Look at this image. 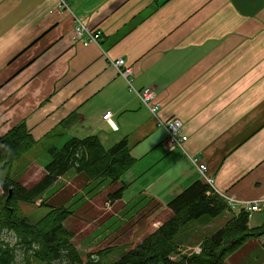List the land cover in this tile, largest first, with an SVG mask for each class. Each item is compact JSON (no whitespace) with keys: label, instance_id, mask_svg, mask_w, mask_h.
<instances>
[{"label":"crops","instance_id":"1","mask_svg":"<svg viewBox=\"0 0 264 264\" xmlns=\"http://www.w3.org/2000/svg\"><path fill=\"white\" fill-rule=\"evenodd\" d=\"M62 1L67 7L0 0V137L24 123L48 159L69 139L97 136L106 150L126 141L134 165L115 183L125 187L122 199L107 201L109 210L89 199L97 218L86 228L120 216L121 231L134 220L121 244L133 249L171 218V199L204 184L186 155L207 167L220 193L264 202V0ZM76 19L101 32L98 45L74 40ZM118 59L133 69L136 91L155 92L156 116L117 74ZM172 119L183 125L186 154L163 147L158 122ZM45 161L27 163L32 178ZM71 173L55 187L82 178L81 194L107 182Z\"/></svg>","mask_w":264,"mask_h":264},{"label":"trees","instance_id":"2","mask_svg":"<svg viewBox=\"0 0 264 264\" xmlns=\"http://www.w3.org/2000/svg\"><path fill=\"white\" fill-rule=\"evenodd\" d=\"M35 144L24 123L0 137V173H5L0 194V264H16L18 247L25 254L23 264H32L31 260L37 264H83L72 243L75 234L64 228L74 210L47 206L48 198L43 194L70 172L83 177L86 182L107 180L116 183L133 167L134 159L125 140L106 150L97 136L69 139L61 148L48 151L45 175L27 189L12 181L11 168ZM60 189L61 186L53 194ZM124 191L125 187H119L109 193L108 202L121 200ZM38 200H42L41 206L50 208V211L32 223L21 204L34 205ZM167 208L172 212L171 218L113 264H227V259L247 243L264 238V222L250 228L247 213L233 214L220 196L199 181L171 199ZM226 213L232 215L231 220L217 233L202 240L199 254H183L185 236L194 226H208ZM5 231L16 238L15 245L10 246L4 241L1 235ZM105 250L97 253V261L89 255L86 264H100L102 257L109 252Z\"/></svg>","mask_w":264,"mask_h":264},{"label":"rangeland","instance_id":"3","mask_svg":"<svg viewBox=\"0 0 264 264\" xmlns=\"http://www.w3.org/2000/svg\"><path fill=\"white\" fill-rule=\"evenodd\" d=\"M82 24V23H81ZM83 25V24H82ZM189 156V155H188ZM190 157V156H189ZM187 157L189 160L196 159L195 157ZM46 158V159H45ZM32 159H36L37 161L48 160V156L45 157L44 154H41L39 148H32L27 153H25L18 162L14 164L11 168V179L16 184H24V187L27 189L32 188L37 182H39L45 172L39 174L38 177H31L30 172L26 169V165ZM45 161V162H46ZM191 162V161H190ZM198 165H203L200 161H197ZM192 165V163H191ZM205 166V165H203ZM206 167V166H205ZM198 171V170H197ZM199 175L203 179V176L198 171ZM5 173H0V194H1V184L3 182ZM73 174L70 172L68 177H71ZM205 176L207 179L211 180V185L205 184L207 187L210 188V191L217 190L214 187V181L207 175V167ZM67 178V177H66ZM82 179V178H81ZM75 179L69 188L62 190L60 189L56 194H53L56 190L60 188V185L55 187L52 186L48 190H46L43 194L44 197H47V206H53L54 208L58 207H65L69 210H74V213L65 221L64 228L68 231H71L75 234L74 239L72 240L73 245L78 247L76 248L77 251L80 253L83 264L87 263L88 256L91 255L92 259L95 261L98 260L97 253L107 249L109 252L102 257L100 264H113V262L122 258L124 254H126L129 250H131V245H124L122 243H127L130 241L128 238L129 228L135 222L134 220H130L126 227L120 231V221L123 219L120 216H117L113 220H100L97 222L95 226L86 228V225L92 223L96 218L95 212L91 209V206L87 203L89 199L93 197L98 198L97 204L102 206V203L107 202V196L109 193H113L119 187L115 183H111L107 181L105 183H101L99 188L93 189L91 191L89 186H86V191L84 193L79 194L78 190L82 188V184L84 185V180L82 179ZM204 180V179H203ZM205 182V181H204ZM96 187V186H95ZM218 191V190H217ZM89 197V198H88ZM239 202H244L242 200H237ZM108 203V202H107ZM22 210L24 214L29 217L32 223H35L37 220H40L45 214L50 211V208L44 206H35V205H26L21 204ZM107 210H109L106 207ZM102 215V214H100ZM226 217V218H224ZM232 215L230 213H226L224 216L220 217L216 221H214L208 227H193L189 234L185 236V242L182 246L183 254L192 253L194 248L200 246L202 240L206 237H210L217 233L221 228L225 226L228 222V218L230 219ZM224 219H226L224 221ZM264 222V213H256L253 214L251 219L249 220V227L254 228L259 226ZM98 227L99 232L95 233V229ZM123 227V226H122ZM129 227V228H128ZM86 228V229H85ZM85 229V230H84ZM144 231H139L138 236H140ZM94 234V235H92ZM101 236L100 240L98 241V237ZM146 235V234H145ZM2 238L4 241L8 242L10 246L15 245L16 238L8 233L3 232ZM145 237V236H144ZM147 237V236H146ZM188 237V238H187ZM89 238L88 240H86ZM102 243H109L104 244L100 248H104L103 250H92L91 252L88 251L86 246L92 244L93 246H97L98 244ZM264 244V238H262L258 242H249L244 247H242L238 252H236L233 256L227 259V264H264V250L262 249V245ZM112 245V246H110ZM105 250V251H107ZM16 264H23L24 253L19 247L16 251ZM26 257V256H25ZM32 264H37L34 260H31ZM54 264H66L65 262H56Z\"/></svg>","mask_w":264,"mask_h":264},{"label":"built area","instance_id":"4","mask_svg":"<svg viewBox=\"0 0 264 264\" xmlns=\"http://www.w3.org/2000/svg\"><path fill=\"white\" fill-rule=\"evenodd\" d=\"M61 4L63 6H66L65 3L63 1H61ZM75 24V28H74V38L81 40L83 38V36H85V40L83 41V45L84 46H88L90 44H97L98 41L101 38V33L99 31H93V32H89L87 31V29L84 27V25H82L81 23H79L76 19V21H74ZM114 67L115 70L117 71V73L119 75H121L125 81L127 82L128 86H129V90L133 91L135 93V95L139 98V100L141 101V103L149 109L150 113L153 116H156V114L158 113V109H159V104L156 102V95L154 93V91L150 88H147L145 90L142 91H135L132 88V79H133V69L131 68H127L124 65L123 60H117L114 62ZM111 113H107L105 116H103V120L108 121L110 119ZM159 127L163 128L166 131V139L163 143V147L166 151L172 152L174 150H181L183 151L184 154H186V151L184 149V145L187 141V136L183 134V125L181 123L180 120L178 119H172L169 121H161L159 120L158 122ZM186 157H189L188 155H186ZM190 158V157H189ZM190 161L192 163V165L200 172V174L203 176V179L205 181V184H209L211 185V180L207 179L205 176L206 173V167L203 165H198L196 159H191ZM215 194H217L218 196H220L225 203L227 204V206L235 211L239 208H242V210L246 213H248V215L250 216L252 213L254 212H260L262 210V204H264L263 201L260 200H255V201H249V202H239L235 196L232 195H227L224 193H220L217 190L213 191ZM194 252L196 254L200 253V249L194 248Z\"/></svg>","mask_w":264,"mask_h":264}]
</instances>
